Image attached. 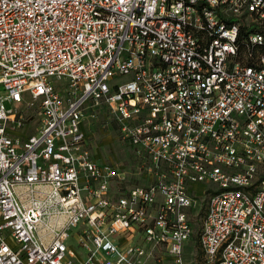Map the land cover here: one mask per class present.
Listing matches in <instances>:
<instances>
[{
    "label": "built area",
    "instance_id": "1",
    "mask_svg": "<svg viewBox=\"0 0 264 264\" xmlns=\"http://www.w3.org/2000/svg\"><path fill=\"white\" fill-rule=\"evenodd\" d=\"M262 49L264 0H0V264H181L205 197L206 263L264 264Z\"/></svg>",
    "mask_w": 264,
    "mask_h": 264
},
{
    "label": "rangeland",
    "instance_id": "2",
    "mask_svg": "<svg viewBox=\"0 0 264 264\" xmlns=\"http://www.w3.org/2000/svg\"><path fill=\"white\" fill-rule=\"evenodd\" d=\"M5 105L7 109L10 108L8 104ZM82 129L87 140L88 148L98 163H107L118 167L126 174L128 185L143 183L142 178L145 177L143 169L145 168L144 160L137 158L133 150L120 141L115 124L106 111L99 110L95 118L88 116L83 123ZM30 133L31 130L29 129L27 134ZM20 134L24 135L26 132ZM206 200L207 197L203 199V205H205ZM204 215L202 217L197 216L193 219L194 236L184 250L181 264H207L196 244L198 241L195 239L196 236L199 239L201 222ZM72 235L75 236L76 231ZM69 245L76 252H79L78 247L74 244V240H71ZM170 264L172 263L170 262Z\"/></svg>",
    "mask_w": 264,
    "mask_h": 264
},
{
    "label": "trees",
    "instance_id": "3",
    "mask_svg": "<svg viewBox=\"0 0 264 264\" xmlns=\"http://www.w3.org/2000/svg\"><path fill=\"white\" fill-rule=\"evenodd\" d=\"M244 33H245V32H244ZM261 52L264 53V49H262ZM248 64H249V62H248ZM204 214H205V205H203V209L201 210L199 217H202ZM195 239L198 241V236H196ZM196 244H197V246L199 247L198 242H197Z\"/></svg>",
    "mask_w": 264,
    "mask_h": 264
},
{
    "label": "crops",
    "instance_id": "4",
    "mask_svg": "<svg viewBox=\"0 0 264 264\" xmlns=\"http://www.w3.org/2000/svg\"><path fill=\"white\" fill-rule=\"evenodd\" d=\"M188 245H189V244H188ZM188 245H187V246H188ZM187 246H186V247H187ZM186 247H185V248H186ZM164 264H170V262H169V263H167V262H164Z\"/></svg>",
    "mask_w": 264,
    "mask_h": 264
}]
</instances>
